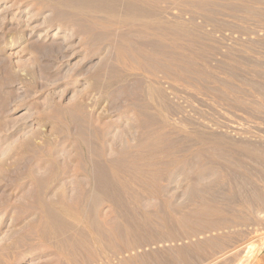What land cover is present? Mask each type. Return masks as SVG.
Segmentation results:
<instances>
[{
	"label": "rangeland",
	"instance_id": "1",
	"mask_svg": "<svg viewBox=\"0 0 264 264\" xmlns=\"http://www.w3.org/2000/svg\"><path fill=\"white\" fill-rule=\"evenodd\" d=\"M263 248L264 0H0V264Z\"/></svg>",
	"mask_w": 264,
	"mask_h": 264
},
{
	"label": "bare ground",
	"instance_id": "2",
	"mask_svg": "<svg viewBox=\"0 0 264 264\" xmlns=\"http://www.w3.org/2000/svg\"><path fill=\"white\" fill-rule=\"evenodd\" d=\"M102 167V166H101ZM101 167H98V171H97V175H98V187H100V188H102V187H105L104 185H106V183H107V181L106 180H108L109 181V179L107 178L106 179V177H107V174H106V177H105V173L103 172V167L101 168ZM105 171V170H104ZM249 248V247H248ZM251 248H254V246L253 247H250V249ZM252 250H254V249H252ZM251 250V251H252Z\"/></svg>",
	"mask_w": 264,
	"mask_h": 264
},
{
	"label": "crops",
	"instance_id": "3",
	"mask_svg": "<svg viewBox=\"0 0 264 264\" xmlns=\"http://www.w3.org/2000/svg\"><path fill=\"white\" fill-rule=\"evenodd\" d=\"M251 264H264V248L256 255Z\"/></svg>",
	"mask_w": 264,
	"mask_h": 264
}]
</instances>
